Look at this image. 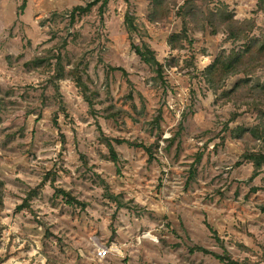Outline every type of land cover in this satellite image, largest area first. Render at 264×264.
Masks as SVG:
<instances>
[{"label": "rangeland", "instance_id": "1", "mask_svg": "<svg viewBox=\"0 0 264 264\" xmlns=\"http://www.w3.org/2000/svg\"><path fill=\"white\" fill-rule=\"evenodd\" d=\"M92 1L0 0V264H221L194 247L264 264V168L253 178L245 161L264 143L237 130L261 121L207 79L215 59L242 43L197 30L172 50L180 19L149 23L151 0H109L72 22V9ZM222 1L237 21L254 20L251 36L261 39L257 0ZM127 13L139 27L134 44L165 67L162 80L131 49ZM57 57L61 80H53ZM243 78L229 77L224 89ZM250 78L264 81V65ZM158 138L153 159L113 142L150 147ZM104 247L113 250L99 260Z\"/></svg>", "mask_w": 264, "mask_h": 264}, {"label": "trees", "instance_id": "2", "mask_svg": "<svg viewBox=\"0 0 264 264\" xmlns=\"http://www.w3.org/2000/svg\"><path fill=\"white\" fill-rule=\"evenodd\" d=\"M197 0H185L182 5H179L178 0H151L148 8L147 20L151 24L164 23L168 21L172 13L180 19L181 30L179 33L172 34L168 39V45L172 50L182 49L183 43L191 44L190 33L193 31H209L211 35L223 33L226 40L231 43H242V49L232 50L229 53H221L212 65L207 69V79L210 86L215 90L221 91V97L226 100H237L245 103L248 110L255 112L261 123L253 128H243L238 130V137L248 134L253 140L262 141L264 143V110L261 105L264 103V81L256 79L251 81V76H254L259 67L264 65V27L260 30L261 39L252 37L251 35L257 29L254 20L237 21L229 11L228 5L222 0H199L200 5L196 4ZM109 0H93L86 6H76L71 11L72 22L76 17L87 15L91 10L99 6L103 10ZM210 3H214V8H210ZM257 12L264 14V0H257ZM124 27L131 41V49L139 57L141 62L147 65L156 75L162 80L165 67L160 64L154 52L146 44L141 46L134 44V37L139 33V27L136 19L128 13L124 18ZM39 59L32 61L30 64H39ZM50 69V68H49ZM120 70V69H118ZM53 80H61L65 78L64 69L61 66V58H56V64L53 67ZM76 86L80 89L83 97L89 102L87 96L88 88L82 81L81 74L78 68L70 72ZM244 76L234 83L230 90H225V81L229 77ZM251 102L249 104L248 102ZM235 118V117H234ZM113 141V140H112ZM158 138L153 145L145 147L142 144H137L129 141L114 140L118 145L126 144L130 147L141 148L149 154L153 159V150L156 152L159 148ZM103 143L109 148L110 157L113 162H117L116 153L112 147L111 141L104 139ZM245 161L253 166L252 177H257L264 168V153H251L245 157ZM4 183L0 180V218L4 209L3 201ZM35 192L31 193L28 201L34 197ZM55 197L62 198L67 205H81L69 193L64 190L55 188ZM28 201L25 202V207L29 208ZM22 208V207H20ZM19 208V210H20ZM41 226L46 228V224L39 222ZM47 231V229H46ZM2 228L0 225V234ZM191 253L199 252L205 255H211L221 264H247L246 261L233 259L228 254L222 255L210 252L201 247L190 249ZM47 264H57L54 261L47 260Z\"/></svg>", "mask_w": 264, "mask_h": 264}, {"label": "built area", "instance_id": "3", "mask_svg": "<svg viewBox=\"0 0 264 264\" xmlns=\"http://www.w3.org/2000/svg\"><path fill=\"white\" fill-rule=\"evenodd\" d=\"M112 250H113V247H104V248H102L101 251L97 252V258L99 260L106 259L110 255Z\"/></svg>", "mask_w": 264, "mask_h": 264}]
</instances>
